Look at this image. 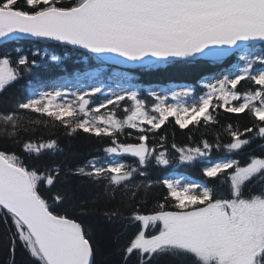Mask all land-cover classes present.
Returning a JSON list of instances; mask_svg holds the SVG:
<instances>
[{
    "label": "snow or ice",
    "instance_id": "obj_1",
    "mask_svg": "<svg viewBox=\"0 0 264 264\" xmlns=\"http://www.w3.org/2000/svg\"><path fill=\"white\" fill-rule=\"evenodd\" d=\"M23 41L84 50L99 67L50 92L31 82L17 89L37 58L62 61L16 46ZM0 46L12 48L0 58V138L21 149L0 150L9 264L17 247L25 264H105L90 224L96 215L118 226L119 264H159L164 256L264 264V0H0ZM229 58L236 62L206 76L200 92L145 95L134 75ZM180 98L190 99L169 102ZM231 116L249 124H222ZM44 117L68 137L96 138L101 154L73 165L58 139L36 137L48 127ZM170 117L181 130L222 131L212 141L189 136L169 145L160 129ZM257 141L259 156L250 151ZM174 163L199 166L202 179L152 178L153 168ZM157 186L165 192L148 210ZM100 200L111 206L99 208Z\"/></svg>",
    "mask_w": 264,
    "mask_h": 264
},
{
    "label": "trees",
    "instance_id": "obj_2",
    "mask_svg": "<svg viewBox=\"0 0 264 264\" xmlns=\"http://www.w3.org/2000/svg\"><path fill=\"white\" fill-rule=\"evenodd\" d=\"M51 42H33V41H23L17 44L16 46L21 47L24 51L30 49H36L43 52H48L49 54H56L62 57L60 63L52 62L43 58H37L40 60V65L34 67L33 72L29 75H26L17 85V89L21 85H24L28 82H31L37 86L38 89L43 88L47 84L55 83L60 81L63 78L69 80L73 79L77 75H82L86 71H91L99 67L95 61L89 60L86 54H82L83 50L73 49L69 47H54L50 46ZM12 52V48H4L0 46V58H2V53ZM235 62V58H230L222 65H208L206 68H195L193 66H176L169 65L166 68L157 70L151 73H134L140 86L151 87V86H169L171 84L186 85L197 89V92L201 91L200 84L203 81L204 77L208 76L211 73H214L219 70H223L224 67H229ZM111 69V68H110ZM244 89L248 87L246 82H242ZM240 87V86H238ZM243 90V89H241ZM146 95V93H145ZM33 117L38 114H31ZM231 115V114H229ZM246 116L247 114H242ZM48 121V127L40 126L36 132L37 138H56L58 139L61 147L64 148L65 153L70 157L71 163L73 165L83 163L85 160L91 156L100 155L101 152L98 151L101 149V144H99L96 138L88 139L87 134H80L77 137H68L64 134L62 128L56 129L52 128L48 118H42ZM238 122L239 126L243 128L249 124V121L244 118H236L231 116L227 121H222V124L226 125L227 123H233L234 125ZM192 128V126H189ZM222 129L217 128L212 132H207L205 130L197 131L194 128L192 131L189 129L181 130L177 125L174 124V118L170 117L169 122L160 129L161 134H166L168 137L169 145L172 142H175L178 145H183L189 143V136L195 137L196 140L201 139L202 137L209 139L210 141L214 140L216 132H220ZM222 140L227 142L228 136L226 134L222 135ZM123 140L124 137H121ZM260 141H257L255 144L251 145L250 151H253V154L259 156L261 155L260 150L257 148V144ZM0 150H8L10 152L20 153V146L13 144L10 140L0 138ZM221 153H213V158H218ZM62 158V157H61ZM153 179H162L169 178L171 176H184L189 177L193 181H198L202 179L200 174L199 166L193 167L189 165H179L173 164L168 167H159L153 168L151 170ZM259 191L257 187L255 189ZM165 190L157 186L152 190V194L149 198L148 210H151L152 202L156 199H159L163 196ZM81 196L87 197L89 192L87 189L83 190ZM92 194H95L93 192ZM99 208L103 209L110 207L111 205L106 203L104 200H100L97 205ZM90 224L93 230L96 232V237L100 245V255L98 260H104L105 264H119L120 257L116 252L117 242H116V233L118 226L108 225L104 218L100 215H96L90 218ZM125 237L120 238V243H123ZM16 264H25L26 255L23 251L17 247L16 250ZM9 251H8V233L5 229V226L0 223V264H9ZM159 264H182L180 258H174L170 256H164L160 259Z\"/></svg>",
    "mask_w": 264,
    "mask_h": 264
},
{
    "label": "rangeland",
    "instance_id": "obj_3",
    "mask_svg": "<svg viewBox=\"0 0 264 264\" xmlns=\"http://www.w3.org/2000/svg\"><path fill=\"white\" fill-rule=\"evenodd\" d=\"M235 63V62H234ZM231 67V66H230ZM215 73V72H214ZM214 73H211V74H209V75H212V74H214ZM208 75V76H209ZM205 78V77H204ZM204 80V79H203ZM184 88H188V87H186V86H183V85H172V86H169V87H163V86H153V87H151V88H149V90H152V91H157V92H159V91H161V89H173V90H175V91H177V92H179V91H181L182 89H184ZM53 89H52V85L51 86H46L45 88H43L41 91H48V92H50V91H52ZM168 95H169V97H171V92H168ZM190 98H180L179 100H177V101H169V102H172V103H185V102H187L188 100H189ZM180 177H182V176H172V177H170V178H173V179H175V178H180ZM185 180H190V181H192L191 179H189V178H187V177H183Z\"/></svg>",
    "mask_w": 264,
    "mask_h": 264
},
{
    "label": "water",
    "instance_id": "obj_4",
    "mask_svg": "<svg viewBox=\"0 0 264 264\" xmlns=\"http://www.w3.org/2000/svg\"><path fill=\"white\" fill-rule=\"evenodd\" d=\"M117 67V66H116ZM119 68V67H118Z\"/></svg>",
    "mask_w": 264,
    "mask_h": 264
}]
</instances>
